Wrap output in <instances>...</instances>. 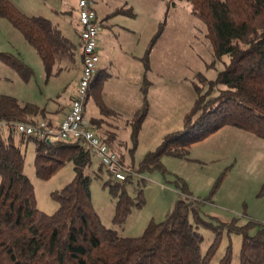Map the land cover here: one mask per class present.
I'll list each match as a JSON object with an SVG mask.
<instances>
[{
  "label": "trees",
  "instance_id": "16d2710c",
  "mask_svg": "<svg viewBox=\"0 0 264 264\" xmlns=\"http://www.w3.org/2000/svg\"><path fill=\"white\" fill-rule=\"evenodd\" d=\"M161 1L167 8L174 7L176 1L186 2L191 14L204 24L214 56H227L228 61L215 81L210 82L209 90L198 94L182 129L166 135L161 145L145 156L141 167L162 170L163 154L187 159L192 144L223 127L243 130L264 140V0ZM0 17L8 20L35 49L47 76L61 57L73 56L71 43L49 19L28 16L11 0H0ZM0 62L24 81L32 74L11 54L0 53ZM146 110L144 101L133 124V138ZM40 121L56 128L44 108L0 96V123ZM99 124L97 119L90 122L95 129ZM8 132L5 138L0 137V264H211L223 229L228 235L241 236L238 264H264L263 228L251 236L248 231L256 224L253 221L238 226L236 219L218 225L202 220L193 205L198 200L193 202L182 184L179 186L183 197L163 221L150 222L138 237L117 235L102 224L91 203V178L85 170L91 167L93 156L85 147L77 141L46 142L20 134L15 142L14 132ZM28 141L34 147L37 178L46 181L66 163L72 164L73 178L51 193L57 204L52 214L37 208L33 184L24 174L22 145ZM102 141L110 148L111 139ZM101 172L109 176L102 187L116 200L112 222L121 225L134 207L143 204L141 188L136 197H131L126 191L130 176L123 182L116 181L99 163L96 176ZM201 225L215 232L204 254L203 237L198 232ZM231 260L228 245L218 264H231Z\"/></svg>",
  "mask_w": 264,
  "mask_h": 264
},
{
  "label": "rangeland",
  "instance_id": "374dc122",
  "mask_svg": "<svg viewBox=\"0 0 264 264\" xmlns=\"http://www.w3.org/2000/svg\"><path fill=\"white\" fill-rule=\"evenodd\" d=\"M93 1L95 10L100 9L98 13L128 8L137 14L135 23L142 27L143 63L148 65V74L146 77L142 74L137 85L129 86L115 76L107 75L98 82L93 78L89 88L84 118L89 123L100 120L97 135L102 140L107 141L106 137L111 139L113 136V151L121 157L122 165L130 173L131 183L126 191L129 196L136 197L141 188L143 200L140 207L131 210L123 224L114 225L112 217L116 200L102 187L109 176L105 172L96 176L99 162L93 157L92 165L85 173L91 178V203L102 224L121 237H138L150 222H160L168 217L175 202L183 197L179 186L182 184L192 201L198 200L193 205L202 220L218 225L236 219L238 226L253 221L256 224L248 231L251 236L264 229L263 139L243 130L223 127L192 144L187 159L163 154L160 157L162 170L141 167L145 156L154 152L166 135L182 129L184 118L194 106L198 94L209 90L210 82L215 81L228 61L227 56L220 59L214 56L204 24L191 14L189 5L183 1H176L175 6L169 8L161 0ZM11 2L28 16L40 15L54 23L60 17L74 14L77 6V0ZM116 20L128 23L122 17L117 16ZM144 45L146 49H143ZM0 53L17 57L32 72L24 81L13 69L0 62V96H11L19 102L40 105L46 110L62 100L68 102L74 83L62 89L58 79L48 77L35 49L2 17ZM116 94L120 97L117 98ZM144 101L146 114L138 126L136 138H133V124ZM8 133L6 128H0L1 138ZM13 135L16 142L18 135ZM22 150L24 174L33 184L36 206L40 211L52 214L57 204L51 193L73 178L72 164L66 163L50 179L41 180L34 173L32 142L24 143ZM189 219L193 222L191 215ZM198 232L203 237L201 253L204 254L215 232L202 225ZM220 237L211 264H218L228 245L232 251L231 264H238L241 236L228 235L223 229Z\"/></svg>",
  "mask_w": 264,
  "mask_h": 264
},
{
  "label": "crops",
  "instance_id": "0c3cea01",
  "mask_svg": "<svg viewBox=\"0 0 264 264\" xmlns=\"http://www.w3.org/2000/svg\"><path fill=\"white\" fill-rule=\"evenodd\" d=\"M99 10V8L95 10L99 23V32L97 35L99 60L94 78L95 82L110 75L115 76L121 82L129 84V86L137 85L140 82L142 74H144L145 77L148 74V65L146 62L143 63L141 45L142 27L135 23L137 14H134L128 8H123L120 11L116 9V11L111 10L103 13H98ZM125 13H128V15ZM117 16L122 17L128 23L117 21ZM56 20V23L50 21L60 31L61 35L71 43L73 56H71V58L66 55L61 57L58 61L60 63L54 66L51 75H48V77L50 76L58 79L59 83L62 84V89H67L72 83H74V86L72 87L68 102L66 101L63 103L62 100L50 110L44 108L47 112V119L54 127L59 125L69 109L81 71V41L77 6L74 14H69L67 18L60 17ZM143 49H146V45L143 46ZM39 60L42 64L40 57ZM118 95L119 94H116L117 98L120 97ZM36 106L41 107L40 105ZM98 128L95 129L92 127L91 130L97 135ZM106 139H108V137H106ZM113 140L114 138L111 135L110 148H112Z\"/></svg>",
  "mask_w": 264,
  "mask_h": 264
},
{
  "label": "built area",
  "instance_id": "2783aa9c",
  "mask_svg": "<svg viewBox=\"0 0 264 264\" xmlns=\"http://www.w3.org/2000/svg\"><path fill=\"white\" fill-rule=\"evenodd\" d=\"M77 17L80 26L81 71L74 97L59 125L53 128L45 121L35 124L11 122L8 124L0 123V128H6L16 134L46 142L77 141L105 167L114 180L123 182L130 174L129 171L125 170L117 155L91 130L89 122L84 118V106L99 60L97 53L99 23L95 13L94 1L77 0Z\"/></svg>",
  "mask_w": 264,
  "mask_h": 264
},
{
  "label": "water",
  "instance_id": "95a60500",
  "mask_svg": "<svg viewBox=\"0 0 264 264\" xmlns=\"http://www.w3.org/2000/svg\"><path fill=\"white\" fill-rule=\"evenodd\" d=\"M48 142V141H47Z\"/></svg>",
  "mask_w": 264,
  "mask_h": 264
}]
</instances>
